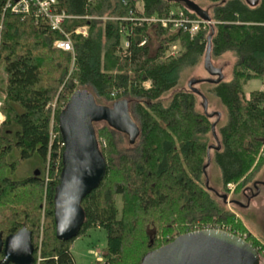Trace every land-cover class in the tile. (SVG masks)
<instances>
[{"label": "trees", "instance_id": "trees-1", "mask_svg": "<svg viewBox=\"0 0 264 264\" xmlns=\"http://www.w3.org/2000/svg\"><path fill=\"white\" fill-rule=\"evenodd\" d=\"M57 1L65 12L89 17L64 24L66 30L88 25L87 36L73 35L74 61L69 52L53 47L59 34L45 20L3 10L0 0V70L5 75L0 206L9 205L0 219L2 237L26 227L34 246L33 264H74L73 239L102 227L107 237L104 264H140L148 252L207 224L230 225V232L242 236L240 219L222 205L217 190L205 186L207 155L219 168L226 191L227 183L237 185L234 192L244 187L264 164V90H251L248 97L244 91L248 80L264 79V0L252 6L245 0H203L212 4L208 14L213 23L194 36L159 25L133 26L125 55L119 32L124 22L112 17L128 15L136 2H142L146 16H165L174 7L194 18L199 15L175 0ZM153 37L158 44L152 54ZM208 43L210 57L234 53L229 77L197 81L169 94L186 68L203 65ZM174 44L177 50L171 56ZM78 86L91 87L111 104L129 97L139 132L122 149L116 142L118 130L105 121L95 129L105 173L81 201L84 220L76 236L60 240L53 212L64 149L58 118ZM194 89L206 99L212 94L224 108L223 117L220 111L205 113ZM13 146L20 159L38 156L39 174L18 180L7 176V168H14L6 160ZM245 240L257 248L258 264H264V246L249 234Z\"/></svg>", "mask_w": 264, "mask_h": 264}, {"label": "water", "instance_id": "water-1", "mask_svg": "<svg viewBox=\"0 0 264 264\" xmlns=\"http://www.w3.org/2000/svg\"><path fill=\"white\" fill-rule=\"evenodd\" d=\"M210 21L208 11L193 0H175ZM255 5L259 0H245ZM210 38V36H208ZM203 65L216 78L205 79L218 82L223 76L220 68L211 67L208 43ZM201 80H191L193 83ZM197 93L198 90L194 89ZM200 94V93H199ZM201 95V94H200ZM203 111L207 113V99L203 95ZM219 115L211 112L208 115ZM105 121L112 128L125 132L133 142L138 135L137 124L130 118L125 98L114 101L111 106L100 105L86 89H77L68 99L58 118L64 149L59 183L54 195L55 233L58 239L76 236L84 220L81 208L83 197L95 188L105 173V160L99 149L94 122ZM211 129L213 131L214 124ZM210 156L207 155V164ZM205 171V169L203 168ZM34 174L39 172L34 171ZM205 186L211 190L206 176ZM227 202V195H220ZM234 201V200H232ZM0 264H33L34 246L31 232L22 227L5 238L0 232ZM259 252L244 238L221 229H200L176 237L172 242L148 252L140 264H258Z\"/></svg>", "mask_w": 264, "mask_h": 264}, {"label": "rangeland", "instance_id": "rangeland-1", "mask_svg": "<svg viewBox=\"0 0 264 264\" xmlns=\"http://www.w3.org/2000/svg\"><path fill=\"white\" fill-rule=\"evenodd\" d=\"M197 2L202 7V9L206 11H210L212 4L208 3L207 1H203V0H199ZM135 4L139 10H142L141 1H138ZM157 44H158L157 40L153 37L150 41L152 54L156 51ZM234 59H235V55L232 52H226L225 54L219 57H215V58L210 57L211 67L220 68L222 76L226 79L230 75L231 66H232ZM4 76L5 75L3 74V71L1 69L0 70V78L2 77V79L0 80V116L1 118H5V114L1 110V104L5 96L4 85H3V82L5 80ZM210 76L215 77L216 75H211V72L207 68H205L204 65H202V62H200L193 68H186L181 74L179 84L176 87L170 89L168 93L170 94L176 90L187 88L191 80H205L207 78H210ZM262 83H263V79H260V78L248 80L244 84V91L247 93V92H250L251 90H257L261 88ZM144 85L148 86L149 83L145 82ZM192 86H194V83L192 84ZM201 86L202 85H198V87L202 90L203 88H201ZM77 88L86 89L89 93H91V95H93L94 98L96 97L98 104L111 106V103L95 95L91 87L78 86ZM206 96H207V111L210 113L214 111H220V113H222L221 116L223 117L224 108L222 107V105L217 101V99L212 94L207 93ZM125 99L127 100V103H128L129 116L135 122V124H137L138 123L137 117L133 113V110L131 109L132 103L130 101V98L125 97ZM162 99H163L162 101H164L165 103L167 102L164 96H162ZM199 108H201V106H199ZM0 125H1V122H0ZM103 125H105V122L103 121L93 123V126L96 129V131L99 128H101ZM115 134H116L115 135L116 142L119 148L127 149L131 146L129 145L130 144L129 135L127 133L116 131ZM6 160L8 163L14 164V168L8 167L6 171L7 176L13 180L25 178L29 176L32 172H34L35 169L41 167L39 164V158L36 154H33L32 156L25 158V159H20L19 150L15 146H13L8 151L6 155ZM47 173L48 172L46 171L45 182L50 180V177L49 175H47ZM206 174L208 177L209 186L212 189L217 190L219 195H222V194L227 195V199H226L227 202L225 203L223 201L224 204L222 205L228 211L232 212L234 216L240 219V221L242 222L245 228L244 232H239V233H242V237L246 238V236L249 234L252 238L258 240L262 244L260 245V247H263L264 246V195L259 201L251 199L249 202V205L245 207L240 206L238 203H235L232 200L236 199L240 203L245 204V199L244 197H242L241 192L244 190L245 187L251 186L252 182H254L255 180H264V164L262 165L260 170L255 175H252V177L244 185V187L240 188L238 191H235V192L234 190L237 185L234 183L232 184L234 187L232 191L228 190L227 187H226L227 191L224 189L222 182H221V178H220V170L215 165L213 160L209 161L208 166L206 168ZM218 200L221 202V199H218ZM117 204L120 205L118 202ZM8 208H9V205L0 206V219H4L6 217L5 215L8 213ZM41 211L42 213H44V201L42 202ZM207 225H211V224H207ZM224 226L227 229H229V231L232 229L230 225L225 224ZM106 239H107L106 230L102 227L89 228L88 230L85 231V233L75 237L70 246V253L73 259V263L74 264H104L106 261L104 260L102 252L106 246ZM94 251L101 253V256L103 258L102 262L96 261L95 255L93 253ZM261 253L264 254V250H261Z\"/></svg>", "mask_w": 264, "mask_h": 264}, {"label": "built area", "instance_id": "built-area-1", "mask_svg": "<svg viewBox=\"0 0 264 264\" xmlns=\"http://www.w3.org/2000/svg\"><path fill=\"white\" fill-rule=\"evenodd\" d=\"M3 10H9L14 14H32L36 18L43 19L48 24L49 28L56 31L59 37L53 41V47L63 51H67L71 54L72 61H74V47H73V35L80 34L82 36L88 35V25L81 24L73 27L72 29L66 30L64 24L67 21L80 18H89L88 16H73L65 10L58 8L57 0H3ZM121 22L119 32L122 35V54H126L127 48L129 47L128 35L130 34L133 26H157L172 31L178 30L187 33L189 36H194L199 31L206 29L209 24L213 21H208L202 18H194L189 12L181 8H173L168 11L165 16L150 15L146 16L142 10H139L135 4L134 8L128 12V15L123 17H112ZM128 26L131 28L129 29ZM146 39L141 40L139 45L145 44ZM177 45H172L168 51V54L174 56L176 54ZM149 86V85H148ZM146 86V87H148ZM264 89V81L262 84ZM3 118L0 116V122ZM233 183H227L226 187L228 190H233ZM203 228H215L225 231H229L224 225H206ZM97 261L102 262L103 258L100 252H93Z\"/></svg>", "mask_w": 264, "mask_h": 264}, {"label": "flooded vegetation", "instance_id": "flooded-vegetation-1", "mask_svg": "<svg viewBox=\"0 0 264 264\" xmlns=\"http://www.w3.org/2000/svg\"><path fill=\"white\" fill-rule=\"evenodd\" d=\"M262 187H264V180H255L254 182H252L251 186L245 187L244 190L241 192L242 197H244L245 199V204L240 203L236 199L233 200L235 203H238L240 206H244V207L248 206L251 199L259 201L262 198V196L264 195V188Z\"/></svg>", "mask_w": 264, "mask_h": 264}, {"label": "crops", "instance_id": "crops-1", "mask_svg": "<svg viewBox=\"0 0 264 264\" xmlns=\"http://www.w3.org/2000/svg\"><path fill=\"white\" fill-rule=\"evenodd\" d=\"M261 88H262V86H261ZM261 88H259V89H261ZM248 94H249V93L247 92V93H246V96H248Z\"/></svg>", "mask_w": 264, "mask_h": 264}]
</instances>
